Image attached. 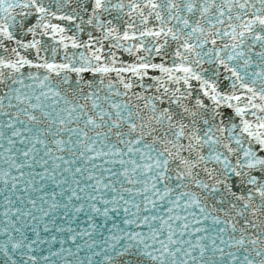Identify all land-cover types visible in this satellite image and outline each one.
Returning <instances> with one entry per match:
<instances>
[{
  "label": "snow or ice",
  "instance_id": "snow-or-ice-1",
  "mask_svg": "<svg viewBox=\"0 0 264 264\" xmlns=\"http://www.w3.org/2000/svg\"><path fill=\"white\" fill-rule=\"evenodd\" d=\"M0 264H264V0H0Z\"/></svg>",
  "mask_w": 264,
  "mask_h": 264
}]
</instances>
